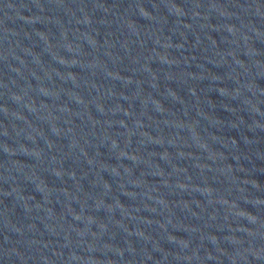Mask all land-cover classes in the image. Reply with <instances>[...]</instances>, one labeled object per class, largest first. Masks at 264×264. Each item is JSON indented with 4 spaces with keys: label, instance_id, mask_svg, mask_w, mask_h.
<instances>
[{
    "label": "water",
    "instance_id": "obj_1",
    "mask_svg": "<svg viewBox=\"0 0 264 264\" xmlns=\"http://www.w3.org/2000/svg\"><path fill=\"white\" fill-rule=\"evenodd\" d=\"M0 264H264V0H0Z\"/></svg>",
    "mask_w": 264,
    "mask_h": 264
}]
</instances>
